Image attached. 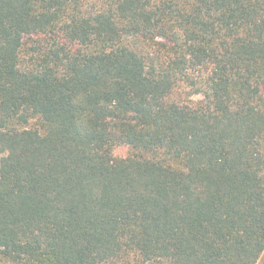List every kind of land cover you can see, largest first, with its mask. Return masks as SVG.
I'll list each match as a JSON object with an SVG mask.
<instances>
[{"label":"trees","instance_id":"trees-1","mask_svg":"<svg viewBox=\"0 0 264 264\" xmlns=\"http://www.w3.org/2000/svg\"><path fill=\"white\" fill-rule=\"evenodd\" d=\"M0 264H264V0H0Z\"/></svg>","mask_w":264,"mask_h":264},{"label":"rangeland","instance_id":"rangeland-1","mask_svg":"<svg viewBox=\"0 0 264 264\" xmlns=\"http://www.w3.org/2000/svg\"><path fill=\"white\" fill-rule=\"evenodd\" d=\"M128 150L129 148L127 146H117L115 149H114V153L115 155H118V156H125L128 154Z\"/></svg>","mask_w":264,"mask_h":264}]
</instances>
